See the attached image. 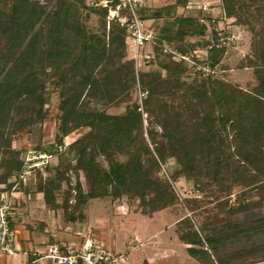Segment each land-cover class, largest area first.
<instances>
[{
	"label": "trees",
	"instance_id": "16d2710c",
	"mask_svg": "<svg viewBox=\"0 0 264 264\" xmlns=\"http://www.w3.org/2000/svg\"><path fill=\"white\" fill-rule=\"evenodd\" d=\"M189 2L175 0L154 9L144 4L136 10L140 20L157 21L151 28V40L155 43V57L168 54L167 59H159L169 71L163 77L160 72L147 71L136 75L135 62L128 56L134 13L127 0H109L106 6L98 1L90 4L88 0H3L0 184L7 185L8 177L17 174V187L7 186L26 192L27 183L21 175L25 163L12 140L22 132L43 126L52 84L60 93L56 149L69 129L88 128L73 143L78 160L73 166L76 183L72 184L62 166L56 168V175L44 179L41 176L39 180L38 191L45 207L63 209L67 223L87 220L94 198L137 197L141 213L148 216L173 207L178 198L172 185L152 175L160 162L170 157L177 159L175 179H192L202 191L203 183L219 184L221 196L236 193L228 213L264 205V0H222L226 15L252 33L248 61L258 80L252 89L202 76L197 71L191 81L186 80L189 67L184 56L201 44L200 40L190 39L204 38L208 29L199 17L177 13L179 6ZM109 7H118L129 20L124 24L117 18L109 20ZM92 12L99 16L95 29L88 25ZM225 52L226 47L212 46L208 63L216 67ZM137 86L145 93L142 104L148 114L149 140L141 103L132 100ZM118 106H124V110L110 111ZM229 128L234 133V151ZM102 155L109 168L97 160ZM80 170L89 180L88 191L80 180ZM59 191L64 194L62 200L58 199ZM186 201L194 210L193 204L199 199L189 197ZM181 221L177 229L192 255L196 248L204 252L207 243L214 251L212 257L207 250L216 264L264 261V216L244 222L224 217L220 220L222 226L213 233L204 226L196 228L188 216ZM254 236H259V243L238 249L239 256L229 260L224 256L227 247ZM234 253L238 252L227 255ZM249 253H254V259H246Z\"/></svg>",
	"mask_w": 264,
	"mask_h": 264
},
{
	"label": "rangeland",
	"instance_id": "374dc122",
	"mask_svg": "<svg viewBox=\"0 0 264 264\" xmlns=\"http://www.w3.org/2000/svg\"><path fill=\"white\" fill-rule=\"evenodd\" d=\"M2 1L3 0H0V5L2 4ZM95 1H98V4L103 6L109 4V0H88L90 4ZM174 2L175 0H145V4L151 9ZM109 8V20L117 18L122 24L129 20L128 15L120 14L118 7L116 10L111 7ZM177 13L199 17L201 21L208 24L207 33L204 38L190 39L192 42L200 40L201 44L194 49H190L189 52L185 54V60L189 67V71L186 74V80L191 81L197 71L201 73L202 76L210 75L223 79L234 85L240 86L243 89H252L258 83L254 68L250 66L248 61L252 49V33L247 26L236 23L233 18L226 15L222 0H190L187 6H179L177 8ZM98 20V14L92 12L89 15L88 25L95 29L98 25ZM156 22L150 19H145L144 28L148 29L147 32L152 34L151 28H155L157 25ZM206 41H209L208 45L205 44ZM128 45V56L135 62L137 76H139L142 71L154 73L160 72L163 77L169 75V71L164 69L159 62V59H167L168 54L162 53L159 58L157 56L155 57V43L152 40L147 41L140 48V51H138L137 46L133 44V29H131V35L128 38ZM214 45L226 47V52L221 62L216 67H212L208 63L209 49ZM147 55L149 57H146ZM144 94L141 86H137L132 92V100H139L141 103L145 135L149 140L147 132L149 125L148 114L144 111L145 109L142 104ZM59 96V90L56 86L51 84L49 88V101L46 105L48 115L44 119L43 126L41 128L37 127L31 132H22L16 135L12 140V146L21 151V157L25 163V168L21 172V175L25 183H27L24 189L27 193L25 191H18V193L22 197L27 196V194L32 195L30 198L27 197V202H23L18 209L19 217L24 221L23 224L25 226H28L29 229L35 230L39 233L44 229L43 227L45 224L41 222H43L42 219L43 216H45V213L54 214V222L57 230H65L66 225L68 224L63 209H47L44 205V201L41 198H38L37 192H39V180L41 176L44 179L56 175V168L62 166V168L67 171V175L70 176L72 184L76 183L77 177L73 170V166L77 164L78 160L74 155L73 143L79 136L88 130V128L69 129L63 137V142L58 144L56 149L54 143L58 132L59 119L57 118V114L59 112ZM122 110H124V106L110 108V111L112 112H120ZM155 129L161 131V128L158 125H155ZM228 136L231 141V151H234V133L231 132L230 128ZM40 153H46L49 155L47 156V161L40 162L38 165H33V161L31 160L29 163H26L25 160H27L29 156H32L31 158H35L36 160L37 158L33 156L39 155ZM1 155L2 153H0V160ZM97 160L105 168H109V163L105 156H99ZM176 167L177 159L175 157H170L166 162H160L159 166L156 167L152 173L153 177L157 180L168 181L172 185L178 198L177 204L173 207L164 209L153 216H148L139 214L141 213V204L140 199L137 197L124 195L118 199H113L111 197L94 198L91 201L92 205L89 211L90 220L93 223L95 217L101 215L109 218L110 227L106 230L107 234L112 233L119 237H126L123 246H116V250L118 251H124V248L129 241L131 243L128 244V246L135 245V239L128 231H132L136 228L140 232L139 241L144 243H146V238L149 235L157 231V239L154 238L150 241L151 243L149 242L151 245L157 241V264H216L217 261H215V259L212 260L208 253L209 251L212 257H214V251L210 249V246L207 243L205 244L206 249H204V252L198 250V248H196V254L192 255L189 252L188 244L180 238L179 229H177V227L179 228L181 226L180 222H182V218L188 216L196 228H202L204 226L205 229H208V233H213L218 229L217 227L220 228L222 226L220 220L224 217L231 218L238 222H244L259 216H264V205L237 214H230L227 211L228 206L235 202L236 193H233L230 197L221 196L219 195V184L215 185L210 181L208 183H203L205 187L202 191L200 186L192 179L185 176H178V178L175 179L173 170H175ZM79 177L84 189L87 191L90 190L89 180L82 170L79 172ZM19 181V175L13 174L8 177L6 183L7 185L14 184L17 187ZM66 187L67 184L64 183L63 188ZM236 189L238 190V188ZM63 196L64 194L59 191L58 199L62 200ZM189 197L199 199L198 202L193 204L195 207L194 210H192L187 204L186 200ZM74 201L75 199L72 198L71 202ZM105 201L107 202L105 205H108V208L106 211H103L100 206L103 205ZM125 219L128 222L127 228L129 227V230L127 228L125 231L115 230L114 227L115 225H118V221H124ZM90 220H88V223H90ZM85 221L79 222L84 223ZM216 223L219 224L216 225ZM15 231V237H17L18 231ZM73 231V229H70L68 233L72 235ZM90 235L92 234H89V236ZM259 240V236H254L252 239H245L237 244H232V246L227 247V250L223 251L225 252L224 256H226L227 259L234 258L233 256L236 255L239 256L241 248H246L250 244L254 245L259 243ZM37 241L38 238H35L36 243ZM251 241H253V243H251ZM80 243L77 242V245H80ZM137 247L134 248V252L140 257L146 253L143 249H137ZM231 252L238 253L227 255ZM194 255L203 259L205 263H202V261ZM253 255L254 253L252 256L249 253V255L245 257L246 259H254ZM19 256L20 252L17 250L15 254L6 256L5 260H8L10 264H14L18 261ZM245 257H243V260ZM4 261H0V264H4ZM254 264H264V261Z\"/></svg>",
	"mask_w": 264,
	"mask_h": 264
},
{
	"label": "crops",
	"instance_id": "0c3cea01",
	"mask_svg": "<svg viewBox=\"0 0 264 264\" xmlns=\"http://www.w3.org/2000/svg\"><path fill=\"white\" fill-rule=\"evenodd\" d=\"M17 194V197L15 198V204L17 208L19 209L20 206L23 204V202H27V197H32L31 194H28L25 197L20 196L18 191H15ZM38 198L42 199V193L37 192ZM107 202L100 207H102L103 211L107 210L108 205H105ZM92 205V202H91ZM90 205V208H91ZM117 205V204H116ZM88 209V217L87 220L84 223L81 222H75V223H68L66 225L65 230H57V227L55 226V216L54 214L45 213V216H43V219L41 223H44V229L42 232H37L35 230H31L28 228V226H25L23 224V220L19 217L18 209L15 211L13 219H12V227L14 231H18V236L15 237V243L17 250L20 252L19 259L14 264H40V260L38 258L42 255H44L48 247L51 243H58L62 246L70 245V244H77L82 241V239L85 236H88L89 234H92L90 236L101 240L107 244H109L112 249H114L115 252H128L131 256L132 264H144L145 261H147L149 264H157V241L150 245V241L154 238L157 239V231L153 232L151 235H149L146 238V243L139 241V231L135 228L130 232L131 236L135 239V245L128 246L131 242L129 241L127 243V246L124 248L125 250H116V246H123L125 243L124 236H118L115 234H107V229L110 227L109 225V218L106 216H97L94 219V222L90 220V215ZM49 212V211H48ZM54 213V212H53ZM140 215H144L139 213ZM152 218V217H151ZM88 220H90V223H88ZM114 220V217H113ZM128 222L126 219L124 221L119 220L118 225H115V230L118 231H125L127 228ZM113 228V229H114ZM70 229H73V234H69L68 232ZM129 230V227L127 228ZM76 230V231H75ZM114 230V231H115ZM15 231V232H16ZM118 233V232H117ZM95 234V235H94ZM94 235V236H93ZM118 236V237H117ZM35 238H38L37 243L35 242ZM150 242V243H149ZM149 243V244H148ZM172 245V244H171ZM170 245V246H171ZM138 246V247H137ZM137 247V249H143L146 253L144 255H141V257L134 252V248ZM142 247V248H141ZM138 255V256H137ZM5 258H3L1 261H4ZM47 264H50L49 259L44 260ZM4 264H10L8 260L4 261Z\"/></svg>",
	"mask_w": 264,
	"mask_h": 264
},
{
	"label": "built area",
	"instance_id": "2783aa9c",
	"mask_svg": "<svg viewBox=\"0 0 264 264\" xmlns=\"http://www.w3.org/2000/svg\"><path fill=\"white\" fill-rule=\"evenodd\" d=\"M132 7L134 18L131 23L133 29V44L140 48L152 38V34L146 31L145 20H140L136 10L140 5L145 4V0H127ZM146 57H149L148 55ZM184 58H186L184 56ZM46 153L29 156L26 163L33 161V165L47 161ZM16 192L7 185H0V261L8 255L17 251L15 233L11 225L15 211L18 209L15 204ZM49 259L50 264H132L131 256L128 252H115L107 243L92 236H85L80 245L75 243L62 246L58 243H51L47 252L40 256V264H47L44 260Z\"/></svg>",
	"mask_w": 264,
	"mask_h": 264
}]
</instances>
